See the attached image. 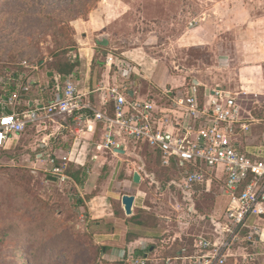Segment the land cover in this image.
Segmentation results:
<instances>
[{"label":"rangeland","instance_id":"374dc122","mask_svg":"<svg viewBox=\"0 0 264 264\" xmlns=\"http://www.w3.org/2000/svg\"><path fill=\"white\" fill-rule=\"evenodd\" d=\"M263 15L264 0H0V76L9 72L43 78L60 59L77 60L73 57L76 39L86 41L87 32H98L99 44H94V34L89 36L95 50V62L90 66L94 85L102 79L103 58L111 54L143 64L135 73L143 92L150 87L146 80L152 71L156 86L160 81L161 86H177L179 77L185 76L210 87L212 80L220 83L224 79L217 58L233 46L238 32H262L264 24L253 22ZM193 30L211 32L210 45L200 40L180 41L185 32ZM256 109L258 118L264 119V104ZM46 134L50 131L31 132L0 150V264H128L125 259L108 258L112 247L98 236L113 233L114 223L99 221L102 225L96 228L88 211L89 199L102 191L101 181L95 180L97 187L90 192L83 190L90 176L85 171L80 184L54 183L49 179V166L37 161L40 153L47 156L55 149H66V137L61 142L60 136L44 140ZM43 142L52 150L41 151ZM128 143L131 158H125L137 165L143 162L159 187L146 180L138 190L144 194L147 209H135L134 220L124 214L114 218L122 220L127 245L129 238L133 242L152 235L153 243H144L156 248L147 264H165L166 255L175 250V241L212 231V218L222 212L220 207L216 211L224 199L222 189L215 183L212 192L194 201L196 213L185 208L178 213L183 221L177 223L171 203L175 192L167 185L169 172L159 168L148 145ZM86 151L84 148L82 155ZM79 168L71 164L67 172ZM136 190L120 187L114 191L122 195ZM111 205L115 212L119 203L112 201ZM254 222L264 226L262 220ZM253 247L249 252L257 254L255 264H260L264 244Z\"/></svg>","mask_w":264,"mask_h":264},{"label":"built area","instance_id":"2783aa9c","mask_svg":"<svg viewBox=\"0 0 264 264\" xmlns=\"http://www.w3.org/2000/svg\"><path fill=\"white\" fill-rule=\"evenodd\" d=\"M104 66L115 79L98 88L100 107L78 89L73 74L57 76V84L54 77L48 88L28 74L1 75L0 150L27 129L50 131L44 140L66 132L73 142L68 153L43 159L50 177L66 183L72 182L67 174L71 164L84 167L78 161L84 148L95 161L99 152L117 155L125 150L128 140L144 143L169 172L177 223L183 221L178 213L185 208L196 213L194 201L212 192L215 183L226 200L222 212L212 218V231L188 235L190 245L165 264H255L257 254L249 249L264 244V226L254 222L264 221V119L256 109L264 104V95L190 81L180 93L164 89L157 98L134 96L130 62L107 54ZM32 92L37 95L34 100ZM137 174L159 187L156 176L144 167ZM123 257L128 264L150 262L147 255L134 257L133 251Z\"/></svg>","mask_w":264,"mask_h":264},{"label":"crops","instance_id":"0c3cea01","mask_svg":"<svg viewBox=\"0 0 264 264\" xmlns=\"http://www.w3.org/2000/svg\"><path fill=\"white\" fill-rule=\"evenodd\" d=\"M253 23L254 25H259V23L264 24V15L260 17L258 20L254 19ZM203 29L205 28L200 26V30ZM194 31L195 30H193V32H185L184 35L181 36L182 39L180 41L195 40L196 42V40L198 41L200 40L201 43L204 42V44L210 45V43L208 42H210L211 39V35H210L211 32H194ZM87 33L88 35L86 41L83 40L79 41L78 39H76V44L78 45V47L77 50L73 52V57L77 59L79 65L72 74L75 78L74 81L78 80L75 82L78 89L82 93L88 94V98L90 99V101L96 107H99L101 94L97 92L98 88L103 86L104 84H107L109 82V78L111 80H114L115 77L114 74H110V75L108 74V70L105 68L104 60H103L102 66L104 71H103L102 79L98 80V82L95 85L91 81L90 66L93 62H95L94 44H99L98 42L99 33L98 32H87ZM91 34H94L95 37L94 44L90 43L89 40V36ZM237 35L238 36H236L235 38V43L232 42L233 46L228 51H225L222 55H220L219 58H217L218 59L217 63L219 68L224 70L223 81L219 83V82H215V80H212L213 84L210 86V88L219 86L231 92L244 91L248 93H257L264 95V30L262 32H251L247 30L243 32H238ZM104 44L105 43H102V45ZM125 57L134 67V73L130 78L131 81L130 85L131 87H133V90L135 92L134 96H141V97L151 96L157 98L160 95L161 91H163L164 89H170V87H177L176 90H178L180 93L187 88L190 81L197 83L199 85H205L202 83L200 79L196 77H192L188 81L187 78H185V76H181L182 79H180L179 77V85L177 86H169L167 83L161 86L160 85L161 81L157 84L158 86H156L151 81V79L153 80V74L155 71L152 72L148 71L150 75L147 76L148 80L146 81H148L147 83L150 87L145 92H143L142 90H140L139 87L140 85L135 80V78L137 79L135 75L137 68H139V66L143 64L133 62V60H131L127 56ZM50 73L51 72L46 71L44 73L43 78H40L38 76H34V77L32 76V79L36 80L37 83L44 86V84L49 83V80L46 77L51 78L54 76L53 73L51 76H48V74ZM205 86L209 87L208 85ZM202 90L203 89H200V91ZM36 97H37L36 93L32 92V94L30 95V99L34 100ZM31 132H35V134L37 133V131L34 128L27 129L22 135L12 137L7 146H9L13 142L14 138L20 139V137L22 136L31 135ZM65 137L68 139L64 142L65 143L64 145H66V149L65 150H63L62 148L57 150L55 149L54 152H52V154H55L58 157L59 156L62 157L68 153L73 143L72 136L67 135L66 132H64L63 134L60 135L59 141L61 142L60 139ZM39 147L41 148V151H44L47 148H50V150H52V147H50L49 144H45V145L42 144ZM121 151H123V153L117 152V155L110 154L109 152H99L97 159L95 161H91L89 156L83 154L79 157L78 161L79 163L84 165V167L81 165H75V166L84 168L85 171H87V173L90 175L87 180V183L90 185L88 186V184H85L84 185L85 189L83 188V190L86 191L88 189L90 192L92 189H95V187H97L95 184V180L96 182L101 181L100 185L102 191L98 195H94V197H91V199H89L88 211L89 214L91 215V220L96 221V228H99L102 225V222L99 221H111L114 223L113 227H115L116 229L115 231H113V233H105V232H102L101 234L98 233V236L102 237L101 240L106 245L112 247L110 254H108L107 257L117 258V259L120 258L122 260L125 259V257H123L125 253L130 254L132 251L134 252V257L140 258L146 255L149 257V255H151L156 250V248L153 245H150L148 247L146 246V244L144 245V243H153V239H150L152 238L151 237L152 235L150 237H146L145 239H138L133 242L131 241L128 243V245L125 244L126 242L124 237H125L126 229L124 230L120 227L121 226L120 223L122 222V220H120L119 218L117 219L114 218L115 215L111 207L112 201L119 203L118 208L120 209L121 214L125 215L121 204V199L122 196L124 195H130L134 197V203L132 207L133 212L131 216H127V217L131 218L132 216H134L135 209H147V207H145L144 194L139 192L138 190L140 189L141 185L145 183V181L140 180L139 183L133 182V176L135 173H137L140 167H143L142 166L143 162L141 161L142 162L141 165H137L138 164L137 162L136 163L129 162L128 159L125 158V156L131 158V154L128 153V149ZM152 156L155 157L156 162H158L156 156L154 154H152ZM43 159H45L44 153H40L37 155L38 162L47 164ZM49 179L52 181L51 177H49ZM120 187L127 189H135V190L137 189V190L135 193L132 194L127 193L120 195L114 191L115 188L119 189ZM225 204H226V200L224 198L221 204L220 202L218 203V208L216 209V211L219 212V207L222 211ZM123 245L125 246L123 247ZM145 247L146 248L148 247L147 248L148 253L145 252L144 250ZM135 251L138 252L135 254Z\"/></svg>","mask_w":264,"mask_h":264},{"label":"trees","instance_id":"16d2710c","mask_svg":"<svg viewBox=\"0 0 264 264\" xmlns=\"http://www.w3.org/2000/svg\"><path fill=\"white\" fill-rule=\"evenodd\" d=\"M79 64H78V61L76 60L75 62H70V61H68V60H66V59H60L59 61H57L55 64H54V66H53V68H52V70L51 71H49V72H51V73H53V77H57V76H59V77H61V78H64V77H66V76H68V75H70V74H72L73 72H74V70L77 68V66H78ZM53 77H46L48 80H49V83H51L53 80H54V78ZM158 165H159V162H158ZM72 167V166H71ZM159 168L161 169V170H164L163 168H161L160 167V165H159ZM69 169H70V166H69ZM68 169V170H69ZM67 170V171H68ZM166 171V170H165ZM166 172H168V171H166ZM68 173V175H70L71 177H72V179H73V181H76L77 183H81L82 182V178L84 177V173H85V169L84 168H82V167H80L76 172H72L71 170L69 171V172H67ZM170 181V177H169V179H168V181H167V185H168V182ZM114 214H115V216L116 217H119V215H122L121 214V212H120V209L117 207L116 208V210H115V212H114ZM136 217V215L134 214V216H132L130 219H133L134 220V218ZM135 238H133L132 240H134ZM127 242L129 243V242H131V238H129L128 240H127ZM190 243H191V240L190 239H181L180 241L178 240V241H175V250L172 252V253H168L167 255H166V258L168 257V258H172V257H175L176 256V254H177V252L182 248V247H184V246H189L190 245ZM163 264V263H162Z\"/></svg>","mask_w":264,"mask_h":264},{"label":"water","instance_id":"95a60500","mask_svg":"<svg viewBox=\"0 0 264 264\" xmlns=\"http://www.w3.org/2000/svg\"><path fill=\"white\" fill-rule=\"evenodd\" d=\"M51 75H52V73L48 74V76H51ZM118 153H123V151L118 150ZM52 181L56 182V180L53 179V178H52ZM139 181H140L139 175L137 173H135L134 176H133V182L134 183H139ZM133 203H134V197L133 196H130V195L122 196L121 204H122V207H123V210H124V213H125L126 216H131L132 215Z\"/></svg>","mask_w":264,"mask_h":264},{"label":"snow or ice","instance_id":"6c2138e0","mask_svg":"<svg viewBox=\"0 0 264 264\" xmlns=\"http://www.w3.org/2000/svg\"><path fill=\"white\" fill-rule=\"evenodd\" d=\"M5 123H7V121H4Z\"/></svg>","mask_w":264,"mask_h":264}]
</instances>
